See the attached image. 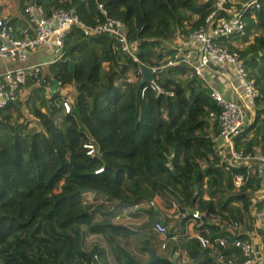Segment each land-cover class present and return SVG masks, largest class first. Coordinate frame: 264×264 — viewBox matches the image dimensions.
<instances>
[{"label":"trees","instance_id":"16d2710c","mask_svg":"<svg viewBox=\"0 0 264 264\" xmlns=\"http://www.w3.org/2000/svg\"><path fill=\"white\" fill-rule=\"evenodd\" d=\"M257 1V9L240 12L245 33L223 41L239 43L241 64L259 92L234 148L257 149L264 158V0ZM30 2L46 15L72 7L83 25L104 18L100 4L107 17L121 21L137 60L108 34L84 35L74 24L60 55L26 79L22 97L0 107V264H141L118 243L136 230L115 218L125 208L153 204L154 197L184 210L165 237L180 235L193 264H227L230 258L240 264L233 243L246 237L226 229L231 223L253 227L251 212L259 202L252 197L262 176L257 163L223 160L212 138L219 108L209 86L186 64H167L178 42L205 24L213 0H19L22 14ZM241 2L227 0L225 8L238 12ZM142 66L154 69L158 92L141 93L148 84ZM53 81L59 87L46 94L44 86ZM67 86L73 92L71 110L64 113L58 99ZM87 136L97 149L93 156L81 145ZM235 175L242 177L237 187ZM86 194L92 201L84 200ZM98 200L111 207L98 209L104 204ZM194 208L201 214L197 232L210 242L223 238L224 248L212 251L184 234ZM149 218L148 229L156 221L167 225ZM145 264L173 262L160 255Z\"/></svg>","mask_w":264,"mask_h":264},{"label":"built area","instance_id":"2783aa9c","mask_svg":"<svg viewBox=\"0 0 264 264\" xmlns=\"http://www.w3.org/2000/svg\"><path fill=\"white\" fill-rule=\"evenodd\" d=\"M226 2L227 0H213L214 8L205 18V24L178 42L172 60L168 61L167 64L172 65L182 62L191 68L195 75L202 79L204 69L210 67L211 64L231 67L238 89L237 101L225 99L215 88L209 86L210 96L219 108L215 116L217 136L220 139L217 148L223 160L228 164L248 165L250 163H257L256 171L262 176V183L260 188L255 191L252 202H254V199H257L256 202L261 203V212L264 214V158L258 154V150L256 149L245 152L241 149H235L233 144V139L251 121L253 103L255 98L259 96V92L253 85V82L247 78L235 47H231L223 41V39L229 38L232 34L240 36L245 33L240 12H244L252 6L257 9L259 3L257 0H242L241 9L237 12L230 10V8H225ZM1 3L2 0H0ZM97 8L104 18L94 25H83L78 20L72 7L67 10L52 9L50 14L46 15L40 6L33 2L24 5L23 14L26 23L18 28H15L6 16L0 14V60L24 62L29 52L40 48L52 51L55 57L56 51L61 50L65 33L74 24L80 26L84 35L96 33L108 34L114 38L121 52L126 53L133 60H137L135 55L136 45L126 38L121 21L107 17L100 4L97 5ZM41 66L42 64L35 63L16 69L5 70L0 73V107L14 101L19 96L22 97L23 94L20 91V86L24 85L28 77L36 78L41 70ZM153 70L152 68L151 72ZM127 80H130V78ZM147 82V86L142 88L141 93L147 88L159 91L152 82V79ZM58 87L59 83L56 82V89ZM64 89V87H61L58 102L62 111L68 113L71 110V105L69 96L65 95ZM44 91L46 94H50L54 90L51 89V86L45 85ZM209 116L211 119H214L213 112H210ZM81 145L85 150V154L93 156L97 153L96 146L90 137L87 136ZM100 170L101 168H98L96 172ZM241 182V175L233 177L235 187L240 185ZM149 204L153 205L152 202ZM171 207L177 208L175 203ZM200 216L201 214L197 208H194L190 212L189 217L185 221L184 234L195 237L201 247H207L212 251H215L216 247L224 248L226 244L223 238L210 242L197 232L196 228L200 223L198 220ZM237 228L236 223H231L226 230L233 232ZM152 229L162 237L160 247L164 248L166 238L165 226L161 222L156 221ZM233 245L239 249L243 258L240 264H251L253 256L251 243L246 239L235 240ZM227 264L239 263L235 259L230 258Z\"/></svg>","mask_w":264,"mask_h":264},{"label":"crops","instance_id":"0c3cea01","mask_svg":"<svg viewBox=\"0 0 264 264\" xmlns=\"http://www.w3.org/2000/svg\"><path fill=\"white\" fill-rule=\"evenodd\" d=\"M15 1L16 0H2L0 4V14L6 16L12 25L18 28L25 25L26 19L24 14L20 11L19 1ZM29 54V57L27 56L24 62L0 60V73L5 70L16 69L35 63L43 65L54 59L52 51L45 48L31 51ZM106 75V67L103 66L100 71V78L102 81L105 80ZM203 80L208 86L215 88L225 99L232 101L238 100L236 78L231 67L227 65H220L218 67L211 65L204 69ZM64 90L73 92L72 88L69 86ZM212 138L217 145H219L220 139L217 134L213 135ZM88 195L91 197V194ZM89 201H92L91 198ZM255 209L254 206L251 212V215L254 217L253 227L250 230L238 228L235 232L237 234H243L246 240L251 243L253 248L251 264H264V214L260 211L256 213ZM149 214H152L156 219L158 218L163 222H167L165 228L169 230L177 223V216L180 214V211L179 209L177 211L176 208L166 207L165 202L158 197L153 198V205L142 203L135 207L123 209L115 218V222L132 227L136 232L126 238H119L118 243L141 264L151 261V254H155L156 256L165 255L173 264H193L181 248L183 240L180 235L173 234L172 236L166 237L165 247H160L162 237L156 234L152 228L148 229L146 226L150 221ZM167 245H170V247ZM171 246L175 248L172 249Z\"/></svg>","mask_w":264,"mask_h":264},{"label":"water","instance_id":"95a60500","mask_svg":"<svg viewBox=\"0 0 264 264\" xmlns=\"http://www.w3.org/2000/svg\"><path fill=\"white\" fill-rule=\"evenodd\" d=\"M61 53V50H57L55 53V57H58L59 54ZM141 72H142V76L144 78L145 81H150L152 78V73H151V69L146 67V66H142L141 67ZM51 89L55 90L56 89V82L53 81L52 85H51ZM180 212L183 213L184 210L179 209ZM156 255L155 254H151V259L155 258Z\"/></svg>","mask_w":264,"mask_h":264},{"label":"rangeland","instance_id":"374dc122","mask_svg":"<svg viewBox=\"0 0 264 264\" xmlns=\"http://www.w3.org/2000/svg\"><path fill=\"white\" fill-rule=\"evenodd\" d=\"M3 1H4V0H3ZM18 1H19V0H16L15 2H18ZM239 46H240L239 43H235V47H239ZM29 55H30V54L28 53L27 56L29 57ZM51 56H52V55H51ZM41 59H43V58H41ZM44 59H45V58H44ZM21 91H22V90H21ZM24 92H25V91H22V94H24ZM65 92H67V90H65ZM71 93H72V91H70V93L68 92V93L65 94V95H66V96H70ZM90 198H91V200H92V195H91V197H90L88 194L84 195V200H85V201L88 202V201L90 200ZM256 200H257V199H254V202H256ZM99 202H103L104 204H101V203H100L101 205H99L98 209H100V208H107V207L111 206V205H109L108 203H106L104 200H102V201H99V200H98V203H99ZM259 204H260V202H259L258 205H257L258 207H257V206L255 207V208H256V209H255V212H256V213H258L259 211L261 212V206H259ZM259 215H260V213H259Z\"/></svg>","mask_w":264,"mask_h":264}]
</instances>
